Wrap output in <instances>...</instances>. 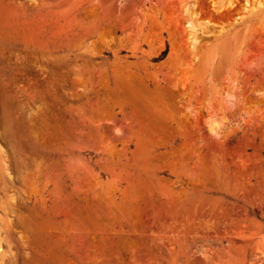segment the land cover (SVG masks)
<instances>
[{
    "label": "rangeland",
    "instance_id": "obj_1",
    "mask_svg": "<svg viewBox=\"0 0 264 264\" xmlns=\"http://www.w3.org/2000/svg\"><path fill=\"white\" fill-rule=\"evenodd\" d=\"M229 1L0 0V264H264V11Z\"/></svg>",
    "mask_w": 264,
    "mask_h": 264
},
{
    "label": "bare ground",
    "instance_id": "obj_2",
    "mask_svg": "<svg viewBox=\"0 0 264 264\" xmlns=\"http://www.w3.org/2000/svg\"><path fill=\"white\" fill-rule=\"evenodd\" d=\"M237 2H238V0H230L228 7L225 9H222L221 11L234 8L236 6ZM244 2L245 3L243 4L244 5L243 9L246 11H253V12L254 11L256 12V10H258V11L260 10L262 12L264 11V0H244ZM189 11H190V9L188 7L187 12L189 13ZM193 13L194 14H191V20L188 22V25H187L188 26L187 33H188V40H189V43L192 47V50L196 51V49L198 48V46L201 43L202 37L211 36L212 32L208 29L207 26H205V24L202 25V23H195L193 21V19H195V17H197V15L195 12H193ZM210 115H211V113H210ZM212 132L214 134H218L219 126L216 125L212 129ZM3 252H4L3 241H2V238L0 235V258L3 255Z\"/></svg>",
    "mask_w": 264,
    "mask_h": 264
},
{
    "label": "trees",
    "instance_id": "obj_3",
    "mask_svg": "<svg viewBox=\"0 0 264 264\" xmlns=\"http://www.w3.org/2000/svg\"><path fill=\"white\" fill-rule=\"evenodd\" d=\"M166 54H167V50H165V51L163 52L162 56H166Z\"/></svg>",
    "mask_w": 264,
    "mask_h": 264
}]
</instances>
